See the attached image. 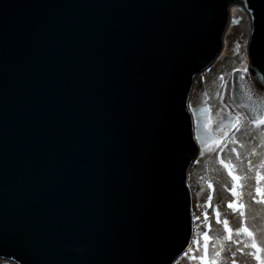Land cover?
Segmentation results:
<instances>
[{"label": "water", "instance_id": "obj_1", "mask_svg": "<svg viewBox=\"0 0 264 264\" xmlns=\"http://www.w3.org/2000/svg\"><path fill=\"white\" fill-rule=\"evenodd\" d=\"M237 3L249 52L253 0H0L1 259L147 264L166 234L173 263L191 232L186 174L215 136L208 105L189 110L188 92ZM242 72L230 98L246 114L264 99Z\"/></svg>", "mask_w": 264, "mask_h": 264}, {"label": "rangeland", "instance_id": "obj_2", "mask_svg": "<svg viewBox=\"0 0 264 264\" xmlns=\"http://www.w3.org/2000/svg\"><path fill=\"white\" fill-rule=\"evenodd\" d=\"M229 20L232 21L230 24ZM249 34L250 20L246 10L239 3L232 4L228 9V23L223 33L219 53L210 66L199 72L191 83L188 92V109L192 108V104L201 97V94H205L207 96L206 102H209L214 113V118L217 117L219 112L227 111L229 108L234 109L235 112H239L242 116L245 115L230 98L231 84L229 82V74L232 69L244 68L245 65H248L247 45ZM235 42L238 44H235ZM247 73L249 74L248 69L246 71V74ZM246 74L241 81L246 88L254 90L249 84H247ZM219 78H222L221 84H218ZM254 93L264 99V93L262 94L255 90ZM229 131L231 132V129H229ZM262 132H264V129H252L248 122L244 121L240 130L235 132V138L240 142L239 144L234 145L229 142L223 146L222 152L219 146L211 148L204 146L197 150L195 158L186 174L191 214V232L189 241L191 238H198L199 233L204 231L203 216L201 213L205 210L209 213V222L211 223L209 234L213 237L224 236L222 223L217 224L212 216V208H205L204 205L210 192L206 181H210L213 184V189L211 190V204L217 207L222 213L221 220H223L224 217H227L232 228H238L240 226L239 213L237 212L234 214L225 205V201L232 199L230 193L225 190V186L228 188L231 187V180L227 176L226 170L218 163L217 152H221V158L226 161L230 160L236 165L238 175L246 177L243 181V202L246 204V224L250 229L257 233L258 239H264V204L255 203L251 199L252 195H255L256 166L259 164L260 159L264 158V148L258 149L261 155H248L251 148L255 147L256 142L262 139ZM253 137H255V140H253ZM233 147H236L237 151L240 153V159H237L232 153ZM247 159H250L252 162L253 168L251 171L249 170V165L246 163ZM193 216L199 217V219L194 221ZM223 244L225 248L223 258L228 264H230L232 257L228 249H231V251L234 252L236 245L231 244L227 240H224ZM184 251H186V247L176 256L172 264H189L187 258L182 255ZM244 251V255L237 253L236 258L239 264H254V261L246 254L248 249H245ZM0 264L15 263L0 258Z\"/></svg>", "mask_w": 264, "mask_h": 264}, {"label": "snow or ice", "instance_id": "obj_3", "mask_svg": "<svg viewBox=\"0 0 264 264\" xmlns=\"http://www.w3.org/2000/svg\"><path fill=\"white\" fill-rule=\"evenodd\" d=\"M248 11L253 15L252 39L250 41L248 56L252 58V63H256L257 67H261V70H264V67H262L264 66V57L258 58L254 54L256 42L258 40H264V3H256L255 0H253ZM247 67L248 66L245 65L240 71H247ZM244 107L248 109V112L245 115L242 116L239 112H236L226 123L219 124V126H217L218 122L214 121L209 115L207 122L204 124V128L209 132L214 131L215 136L207 138L206 147L211 148L219 146L222 152L223 146L229 142L234 145L239 144L240 142L235 138V132L240 130L244 121H247L252 129H264V101L252 105H245ZM229 129H231V132ZM253 140H255V137H253ZM260 148H264V132H262V139L256 142L255 147L251 148L248 155H261L258 151ZM221 152L216 153L217 161L223 169L226 170L227 176L231 180V187L228 188L225 186V190L230 193L232 199L225 201V205L234 214L237 212L239 213L240 226L238 228H232L227 217H224L223 220H221L222 213L217 207L211 204V190L213 189V184L210 181H206L210 192L204 205L205 208H212V216L214 217L215 222L217 224L222 223L224 236L213 237L209 234L211 223L209 222V213L205 210L201 213L203 216L204 231L199 233L198 238L190 239L189 244L186 245V251H184L182 255L187 258L189 264H228L223 258V253L225 252L223 241L227 240L231 244L236 245L234 252L231 251V249H228L232 257L230 264H239L236 258L237 253L244 255L245 249H248L246 254L254 261V264H264V239H258L257 233L250 229L246 224V204L243 202V181L246 177L238 175L236 165L230 160L226 161L221 158ZM232 153L237 159L241 158L236 147L232 148ZM246 163L249 165V170L251 171L253 168L251 160L247 159ZM262 169H264V158H261L259 164L256 166L255 195H252L251 199L255 203L264 204V170ZM198 219L199 217L193 216L194 221ZM6 242L7 236L0 234V244ZM166 243L167 237L166 234H164L160 237L157 244L149 249L147 264H164Z\"/></svg>", "mask_w": 264, "mask_h": 264}, {"label": "flooded vegetation", "instance_id": "obj_4", "mask_svg": "<svg viewBox=\"0 0 264 264\" xmlns=\"http://www.w3.org/2000/svg\"><path fill=\"white\" fill-rule=\"evenodd\" d=\"M231 20H232V19H231ZM232 21H233V20H232ZM232 21L229 20V24H230ZM235 44H238V43L235 42ZM241 69H243V68H235V69H232V70L230 71V74H229V82H230V83H231V74H232V71H234V70H241ZM245 74H246V71H244V72L242 73L241 79L244 78ZM219 80H221V82H222V78H219V79H218V82H219ZM220 84H221V83H220ZM206 99H207V96H206L205 94H201V97H199V99H198L195 103L192 104V108H194V107H196V106H198V105H201V104L206 103V104L208 105V108H209V114H208V117H209V115H210L211 118H212L214 121H218V120H220V119L222 118V116H223L225 113H229V112H234V113H236L234 109L229 108L227 111H221V112H219V113L217 114V117L214 118V113H213V111H212V108L210 107L209 102H206ZM187 103H188V99H187ZM187 108H188V104H187ZM192 108H190L189 110H191ZM211 133L215 134L214 131H211Z\"/></svg>", "mask_w": 264, "mask_h": 264}, {"label": "bare ground", "instance_id": "obj_5", "mask_svg": "<svg viewBox=\"0 0 264 264\" xmlns=\"http://www.w3.org/2000/svg\"><path fill=\"white\" fill-rule=\"evenodd\" d=\"M243 6V5H242ZM244 7V6H243ZM228 9H229V7H228ZM244 9H245V7H244ZM246 10V9H245ZM247 12V11H246ZM248 14V13H247ZM228 23V22H227ZM250 35V34H249ZM247 49H248V45H247ZM248 51V50H247ZM248 58H249V56H248ZM248 62H249V59H248ZM248 69V68H247ZM244 72V71H243ZM242 72V73H243ZM241 76H242V74H241ZM241 76H240V80H241ZM246 82H247V84H249L250 86H251V88H253L256 92H259V93H264V86H262V85H260L259 84V82L257 81V80H255L254 79V77L252 76V75H250V73L248 74H246ZM243 83V82H242ZM191 86V85H190ZM248 90H250L249 88H248ZM254 90H250L251 92H253L254 93ZM255 94V93H254ZM184 250V249H183ZM176 258V257H175ZM174 261V260H173Z\"/></svg>", "mask_w": 264, "mask_h": 264}]
</instances>
